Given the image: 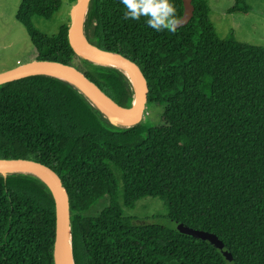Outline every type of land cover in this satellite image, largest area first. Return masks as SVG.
Listing matches in <instances>:
<instances>
[{
  "label": "trees",
  "instance_id": "16d2710c",
  "mask_svg": "<svg viewBox=\"0 0 264 264\" xmlns=\"http://www.w3.org/2000/svg\"><path fill=\"white\" fill-rule=\"evenodd\" d=\"M71 6L76 0H67ZM250 0L228 12L247 13ZM178 18L181 0H171ZM175 34L145 18L124 20L121 0H90L84 34L141 70L146 105L162 107L160 125L144 116L120 127L78 88L29 75L0 84V158L30 159L55 171L66 190L73 264H264V46L219 38L205 0ZM61 0H21L16 19L34 59L79 69L121 107L134 98L119 69L77 58L68 23L47 36L33 16L50 19ZM159 198L173 226L125 216ZM106 205L96 214L101 202ZM214 233L232 255L182 234L176 224ZM55 210L31 174H0V264H53Z\"/></svg>",
  "mask_w": 264,
  "mask_h": 264
},
{
  "label": "water",
  "instance_id": "95a60500",
  "mask_svg": "<svg viewBox=\"0 0 264 264\" xmlns=\"http://www.w3.org/2000/svg\"><path fill=\"white\" fill-rule=\"evenodd\" d=\"M90 0H76L70 9V23L67 29L68 42L80 58L86 59L95 64L110 66L125 73L127 71L135 80L134 89L135 103L130 107H121L111 97L105 94L95 83L90 81L85 74L76 67L50 60L33 59L15 68L0 72V84L29 76L46 75L64 80L80 90L88 98L90 94L95 103L90 102L101 110L115 125L120 127H130L138 123L142 118L145 103L147 102L148 86L139 67L125 56L101 49L90 43L84 34V17ZM183 12L180 19L183 25L187 24L193 15L192 0H181ZM25 169L32 171L31 175L39 178L48 188L54 201L55 228L54 243L52 249L53 264H62L63 247L65 234L70 235L69 210L66 190L61 184L59 176L50 167L30 159H1L0 174L13 173L12 170ZM18 174V173H17ZM25 174V173H21ZM43 176V178L40 177ZM176 229L193 238L207 241L211 246L219 249L224 259L228 262L232 260V255L222 240L214 233L188 227L181 223L176 224ZM71 246V244H70ZM72 255V254H71Z\"/></svg>",
  "mask_w": 264,
  "mask_h": 264
},
{
  "label": "rangeland",
  "instance_id": "374dc122",
  "mask_svg": "<svg viewBox=\"0 0 264 264\" xmlns=\"http://www.w3.org/2000/svg\"><path fill=\"white\" fill-rule=\"evenodd\" d=\"M205 1L209 8V19L219 38L232 36L240 43L264 46V0L248 1L250 10L247 13L228 12L234 0ZM20 2L21 0H0V72L25 64L36 55L24 26L15 17ZM71 7L67 0H61L60 8L50 19L33 16L31 22L39 32L47 36L54 35L61 25H69ZM75 63L81 69L77 59ZM161 115V106L145 103L142 116H146L148 123L162 124ZM105 205V201L101 202L92 213L96 214ZM123 214L134 218L137 223L154 222L173 226L167 219L166 208L159 198H142L133 209L123 208Z\"/></svg>",
  "mask_w": 264,
  "mask_h": 264
},
{
  "label": "clouds",
  "instance_id": "9594fccd",
  "mask_svg": "<svg viewBox=\"0 0 264 264\" xmlns=\"http://www.w3.org/2000/svg\"><path fill=\"white\" fill-rule=\"evenodd\" d=\"M121 4L124 20L139 21L143 17L147 26L156 32L175 34L183 24L171 0H121Z\"/></svg>",
  "mask_w": 264,
  "mask_h": 264
},
{
  "label": "bare ground",
  "instance_id": "6f19581e",
  "mask_svg": "<svg viewBox=\"0 0 264 264\" xmlns=\"http://www.w3.org/2000/svg\"><path fill=\"white\" fill-rule=\"evenodd\" d=\"M125 73L128 75V77L131 79V81L135 85V80H134L133 76L131 74H129L127 71H125ZM86 95L88 96V98L93 103H95L93 97L90 94L86 93ZM133 103H135V98H133ZM11 172H13V173H25V174H32V173H34L32 171L25 170V169H15V170H12ZM40 177L43 178V176H41V175H40ZM62 264H73L72 255H71V246H70V235L68 233V230H67V233L65 234Z\"/></svg>",
  "mask_w": 264,
  "mask_h": 264
}]
</instances>
